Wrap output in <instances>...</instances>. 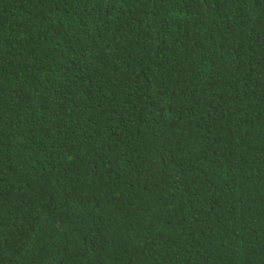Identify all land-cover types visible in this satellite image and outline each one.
Instances as JSON below:
<instances>
[{"label": "trees", "instance_id": "obj_1", "mask_svg": "<svg viewBox=\"0 0 264 264\" xmlns=\"http://www.w3.org/2000/svg\"><path fill=\"white\" fill-rule=\"evenodd\" d=\"M0 264H264V0H0Z\"/></svg>", "mask_w": 264, "mask_h": 264}]
</instances>
